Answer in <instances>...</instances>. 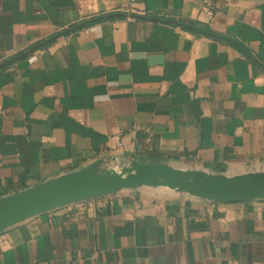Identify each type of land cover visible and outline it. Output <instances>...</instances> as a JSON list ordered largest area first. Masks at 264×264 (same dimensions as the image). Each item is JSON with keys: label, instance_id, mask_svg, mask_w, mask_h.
Listing matches in <instances>:
<instances>
[{"label": "crops", "instance_id": "crops-1", "mask_svg": "<svg viewBox=\"0 0 264 264\" xmlns=\"http://www.w3.org/2000/svg\"><path fill=\"white\" fill-rule=\"evenodd\" d=\"M0 64V197L109 156L264 170V0H0ZM0 264H264V199L92 197L1 230Z\"/></svg>", "mask_w": 264, "mask_h": 264}, {"label": "water", "instance_id": "water-1", "mask_svg": "<svg viewBox=\"0 0 264 264\" xmlns=\"http://www.w3.org/2000/svg\"><path fill=\"white\" fill-rule=\"evenodd\" d=\"M166 187L214 202L264 199V170L232 174L170 162L102 157L0 197V231L40 213L138 187Z\"/></svg>", "mask_w": 264, "mask_h": 264}, {"label": "trees", "instance_id": "trees-1", "mask_svg": "<svg viewBox=\"0 0 264 264\" xmlns=\"http://www.w3.org/2000/svg\"><path fill=\"white\" fill-rule=\"evenodd\" d=\"M194 29L199 30V31H206V32L209 30V28H207L205 25L199 24V23L194 25ZM34 48H35V46L29 48L28 50L21 53L18 57H23V58L27 57ZM2 66H3V64H0V67H2Z\"/></svg>", "mask_w": 264, "mask_h": 264}, {"label": "built area", "instance_id": "built-area-1", "mask_svg": "<svg viewBox=\"0 0 264 264\" xmlns=\"http://www.w3.org/2000/svg\"><path fill=\"white\" fill-rule=\"evenodd\" d=\"M126 1H127V3L130 4V2H132L133 0H126ZM126 9L129 10L130 7L127 6ZM203 9L205 10V12H207V13H211V8H210V7L205 6V7H203Z\"/></svg>", "mask_w": 264, "mask_h": 264}, {"label": "rangeland", "instance_id": "rangeland-1", "mask_svg": "<svg viewBox=\"0 0 264 264\" xmlns=\"http://www.w3.org/2000/svg\"><path fill=\"white\" fill-rule=\"evenodd\" d=\"M176 165H178V166H182V165H179V164H176ZM184 166V165H183ZM184 167H186V166H184Z\"/></svg>", "mask_w": 264, "mask_h": 264}]
</instances>
